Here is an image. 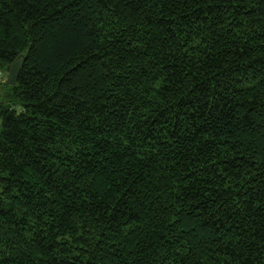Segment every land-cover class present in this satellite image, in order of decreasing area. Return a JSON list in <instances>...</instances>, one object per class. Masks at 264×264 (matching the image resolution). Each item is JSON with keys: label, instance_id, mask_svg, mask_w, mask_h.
Here are the masks:
<instances>
[{"label": "trees", "instance_id": "obj_1", "mask_svg": "<svg viewBox=\"0 0 264 264\" xmlns=\"http://www.w3.org/2000/svg\"><path fill=\"white\" fill-rule=\"evenodd\" d=\"M0 264H264V0H0Z\"/></svg>", "mask_w": 264, "mask_h": 264}, {"label": "water", "instance_id": "obj_2", "mask_svg": "<svg viewBox=\"0 0 264 264\" xmlns=\"http://www.w3.org/2000/svg\"><path fill=\"white\" fill-rule=\"evenodd\" d=\"M22 62H23L22 57H18L16 60H14L11 64L8 65L6 69V77H5V82L7 85L12 86L16 83Z\"/></svg>", "mask_w": 264, "mask_h": 264}, {"label": "rangeland", "instance_id": "obj_3", "mask_svg": "<svg viewBox=\"0 0 264 264\" xmlns=\"http://www.w3.org/2000/svg\"><path fill=\"white\" fill-rule=\"evenodd\" d=\"M5 74L3 73V76H1V78H0V84H1V82L3 81V80H5ZM4 90L3 89H1V87H0V95L2 94V92H3Z\"/></svg>", "mask_w": 264, "mask_h": 264}, {"label": "built area", "instance_id": "obj_4", "mask_svg": "<svg viewBox=\"0 0 264 264\" xmlns=\"http://www.w3.org/2000/svg\"><path fill=\"white\" fill-rule=\"evenodd\" d=\"M1 76H2V73H0V78H1ZM1 81V80H0Z\"/></svg>", "mask_w": 264, "mask_h": 264}]
</instances>
